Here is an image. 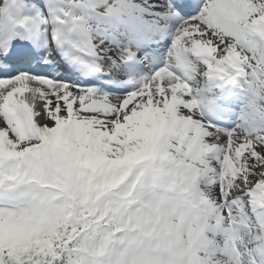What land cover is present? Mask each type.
Here are the masks:
<instances>
[{
	"label": "snow or ice",
	"instance_id": "1",
	"mask_svg": "<svg viewBox=\"0 0 264 264\" xmlns=\"http://www.w3.org/2000/svg\"><path fill=\"white\" fill-rule=\"evenodd\" d=\"M0 264H264V0H0Z\"/></svg>",
	"mask_w": 264,
	"mask_h": 264
}]
</instances>
